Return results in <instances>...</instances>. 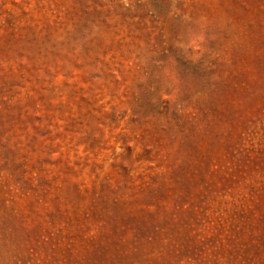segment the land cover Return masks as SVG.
Returning <instances> with one entry per match:
<instances>
[{
    "label": "rangeland",
    "instance_id": "1",
    "mask_svg": "<svg viewBox=\"0 0 264 264\" xmlns=\"http://www.w3.org/2000/svg\"><path fill=\"white\" fill-rule=\"evenodd\" d=\"M0 264H264V0H0Z\"/></svg>",
    "mask_w": 264,
    "mask_h": 264
}]
</instances>
